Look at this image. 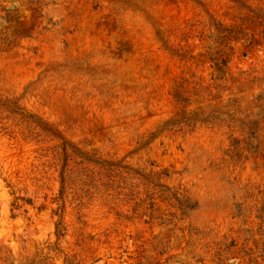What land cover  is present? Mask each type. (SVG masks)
<instances>
[{
    "label": "rangeland",
    "instance_id": "374dc122",
    "mask_svg": "<svg viewBox=\"0 0 264 264\" xmlns=\"http://www.w3.org/2000/svg\"><path fill=\"white\" fill-rule=\"evenodd\" d=\"M0 264H264V0H0Z\"/></svg>",
    "mask_w": 264,
    "mask_h": 264
}]
</instances>
